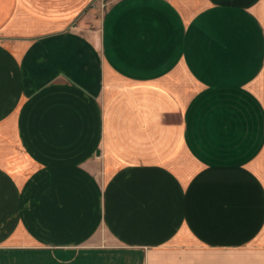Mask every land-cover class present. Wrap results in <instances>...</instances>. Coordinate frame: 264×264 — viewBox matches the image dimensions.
Wrapping results in <instances>:
<instances>
[{"label": "crops", "instance_id": "1", "mask_svg": "<svg viewBox=\"0 0 264 264\" xmlns=\"http://www.w3.org/2000/svg\"><path fill=\"white\" fill-rule=\"evenodd\" d=\"M89 2L0 0V264H264V0Z\"/></svg>", "mask_w": 264, "mask_h": 264}, {"label": "rangeland", "instance_id": "2", "mask_svg": "<svg viewBox=\"0 0 264 264\" xmlns=\"http://www.w3.org/2000/svg\"><path fill=\"white\" fill-rule=\"evenodd\" d=\"M109 0H90L84 16L80 20L86 33L97 31L101 17L108 5ZM81 24V25H82Z\"/></svg>", "mask_w": 264, "mask_h": 264}]
</instances>
